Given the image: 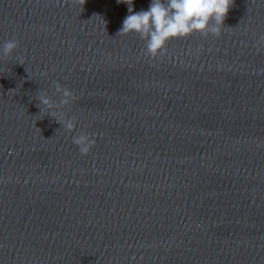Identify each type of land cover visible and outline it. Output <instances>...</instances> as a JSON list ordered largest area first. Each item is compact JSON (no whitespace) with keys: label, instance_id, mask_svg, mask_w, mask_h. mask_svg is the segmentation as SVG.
I'll return each mask as SVG.
<instances>
[{"label":"water","instance_id":"95a60500","mask_svg":"<svg viewBox=\"0 0 264 264\" xmlns=\"http://www.w3.org/2000/svg\"><path fill=\"white\" fill-rule=\"evenodd\" d=\"M128 14L0 0V264H264V0L156 57Z\"/></svg>","mask_w":264,"mask_h":264},{"label":"clouds","instance_id":"9594fccd","mask_svg":"<svg viewBox=\"0 0 264 264\" xmlns=\"http://www.w3.org/2000/svg\"><path fill=\"white\" fill-rule=\"evenodd\" d=\"M79 2L83 6L86 0ZM234 2L235 0H151L147 10L136 12L133 8L134 0H118V3L128 6L129 13L118 34H139L146 41L148 54L156 57L166 51V46L172 39L187 38L195 33L203 36L219 35ZM261 39L264 40V37ZM18 48V41L8 40L3 45L2 53L7 57ZM54 87L55 94L60 97L58 101H54L47 94H38L35 97L39 101L37 107L40 113L47 109L48 116L53 118L75 99L72 91L58 82ZM55 120L61 125L60 120ZM63 126L69 132L73 131L74 119H65ZM73 143L78 146L81 154H87L95 141L88 135L81 134L73 137Z\"/></svg>","mask_w":264,"mask_h":264}]
</instances>
